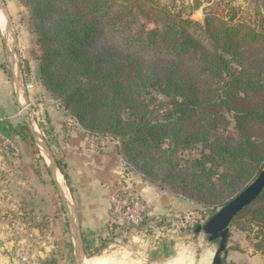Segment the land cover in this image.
I'll use <instances>...</instances> for the list:
<instances>
[{
    "label": "trees",
    "instance_id": "1",
    "mask_svg": "<svg viewBox=\"0 0 264 264\" xmlns=\"http://www.w3.org/2000/svg\"><path fill=\"white\" fill-rule=\"evenodd\" d=\"M246 1L249 7L252 0ZM230 2L222 14L205 11L201 24L184 17V8L157 0H28L39 23L37 43L48 60L42 68L44 85L91 134L107 130L125 139V162L146 178V164L164 157L171 164L166 180L184 182L182 191L193 184L202 192H220L214 197H221L225 187L239 193L264 169V11L257 14L259 26L253 25L242 21ZM201 7L194 0L191 8ZM147 22L154 28L148 29ZM56 60L60 62L54 65ZM151 91L172 100L175 110L165 122L148 118L145 96ZM252 94L259 98L250 101ZM226 113L240 135L236 147L223 140L221 128L219 140H212L215 123L224 122ZM187 122L199 126L197 134L203 133L196 141L208 151L189 161L192 171L179 167L162 149L168 137L177 148L183 143L192 147L188 140L195 138L183 128ZM40 128L52 135L48 121ZM154 151L161 152L159 158L152 156ZM137 154L144 161L140 167ZM209 163L225 166L220 181L212 180L205 168ZM60 171L72 185L66 167ZM243 216L264 228V192L232 224ZM118 219L113 217L102 232L82 234L86 257L102 255L132 229Z\"/></svg>",
    "mask_w": 264,
    "mask_h": 264
},
{
    "label": "rangeland",
    "instance_id": "2",
    "mask_svg": "<svg viewBox=\"0 0 264 264\" xmlns=\"http://www.w3.org/2000/svg\"><path fill=\"white\" fill-rule=\"evenodd\" d=\"M16 1L20 6V14L17 22L14 23V32L9 36H4L5 62L2 69L6 78L13 84L25 87V84L33 83L35 85L34 93L43 94L42 92L45 91L51 100L56 102L52 93L44 85L42 77V68L44 71L45 63L48 60H43L44 52L37 43L38 20L34 18L28 0ZM157 1L165 6L175 4L176 10L184 8V17H189L201 24H204L205 11L213 10L222 14L228 9L226 4L229 1H233L232 4L230 2V5L238 9L241 20L253 25L259 26L260 15L257 14L264 11V0H252L249 7L246 5L247 1L244 2V0H199L202 7L198 10L191 8L194 0ZM146 26L151 29L155 24L147 22ZM10 61L17 62L16 77H13L9 67ZM58 62L60 61L56 60L54 65ZM45 69H49V67L46 66ZM53 70L55 67L50 68L49 71ZM255 71L253 70L252 74ZM151 92L145 96L150 111L148 118L153 122H165L170 118L168 114L175 110L172 100L157 91ZM59 97L65 102V95ZM257 98H259L258 94L251 96L249 100L253 101ZM219 114H222V111H219ZM224 117L226 123H215L212 140H219L216 138V133L221 128L224 134L223 140H226L229 146L236 147L240 135L236 131L232 115L226 113ZM75 122L84 129L78 121ZM183 128L190 137L195 138L188 140L192 147L185 148L184 144L186 143H183L177 148L174 145V140L167 136L168 139L163 140L162 149L166 151L168 157L174 160V163L176 160L180 162L179 167L192 171L189 161L200 158L203 152L207 153L208 151L201 145V142L196 141L197 138H200L198 136L203 133L197 134L199 126L193 122H187ZM170 131L172 130L170 129ZM95 132L99 134V136L94 135L96 138L119 143L121 150L127 147L125 139L116 137L107 130H96ZM46 139L50 142L51 136L47 135ZM45 143L50 147L47 142ZM157 145L158 143L155 144V146ZM160 154L161 152H155L152 156L159 158ZM136 158L139 167L140 164H144L140 154H137ZM55 161L61 164L60 166L56 164L60 170L61 168L65 170V167L67 170L63 158H55ZM170 166L171 164L166 162L164 157L163 160L155 159L145 166L146 170H150L147 174L150 179L143 175V178L135 177L134 182L146 179V185L155 186L166 193H172L186 202L188 206L180 210L168 207L163 213L153 214L143 196L138 193L147 208L143 224L139 228L127 231L123 238L112 241L102 255L86 257L91 259L90 264H213L219 242H210L205 234L196 235L195 229L205 225L253 181L247 187L242 186L239 193H236L234 188L225 187L221 192L223 194L221 197H214L220 192L215 190L212 192L210 189L202 192L193 184L188 185L187 189L182 191L184 182L167 181L165 175ZM205 168L212 172V180L220 181L219 176L225 171V166L218 164L209 163ZM196 170H201V168H195ZM143 171L145 172L144 169ZM190 197L194 199H190ZM207 198L210 200H206ZM65 204L68 206V203ZM248 217H239L229 228L227 249L222 257L225 264H264V255L262 254L264 251L262 249L264 248L262 246L264 228L256 222L244 221ZM71 226L74 227V222L64 224L62 228L64 238L55 240L50 234L48 225L37 220L28 206L22 205L18 199H12L7 192H2L0 194V264H81L74 254L70 237ZM259 246L262 247L259 248Z\"/></svg>",
    "mask_w": 264,
    "mask_h": 264
},
{
    "label": "crops",
    "instance_id": "3",
    "mask_svg": "<svg viewBox=\"0 0 264 264\" xmlns=\"http://www.w3.org/2000/svg\"><path fill=\"white\" fill-rule=\"evenodd\" d=\"M19 14L16 0H0V117L12 118L31 99L37 97L40 101L34 107V124L15 117L0 126L20 148L19 155L9 161L10 175L0 184V194L7 192L12 199L28 206L37 220L48 225L55 240L64 238V224L74 222L70 228L74 254L81 259V264H90L91 259L84 254L82 234L90 237L102 232L112 220L111 202L125 185L126 162L119 143L96 138L82 129L45 91L43 94L28 92L6 78L2 69L4 36L14 32ZM9 63L16 77L17 62ZM46 121L52 130L50 142L40 128ZM55 158L64 159L72 185H68ZM145 180L139 179L133 187L143 196L151 213L188 206L174 194L146 185Z\"/></svg>",
    "mask_w": 264,
    "mask_h": 264
},
{
    "label": "built area",
    "instance_id": "4",
    "mask_svg": "<svg viewBox=\"0 0 264 264\" xmlns=\"http://www.w3.org/2000/svg\"><path fill=\"white\" fill-rule=\"evenodd\" d=\"M9 46V45H8ZM10 48V46H9ZM28 92L35 91L33 83H27L24 87ZM40 101L39 98L31 99L27 105L22 107L19 112L12 118L0 117V126L7 121H11L15 117L23 118L26 124H34V107ZM20 148L16 142L6 135L0 129V184L5 182L10 175V160L19 155ZM136 178H143L134 167L125 164L123 170L124 186L115 194L111 202L112 216L119 218L118 221L122 225H127L132 228H139L145 220L146 206L142 202V198L133 187Z\"/></svg>",
    "mask_w": 264,
    "mask_h": 264
},
{
    "label": "water",
    "instance_id": "5",
    "mask_svg": "<svg viewBox=\"0 0 264 264\" xmlns=\"http://www.w3.org/2000/svg\"><path fill=\"white\" fill-rule=\"evenodd\" d=\"M264 192V169L258 177L239 195L220 209L205 225L198 226L195 234H205L210 242H219L213 264H223V254L227 249L229 228L232 221L251 206ZM85 254V253H84ZM81 263V259L79 258Z\"/></svg>",
    "mask_w": 264,
    "mask_h": 264
}]
</instances>
